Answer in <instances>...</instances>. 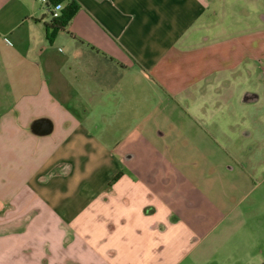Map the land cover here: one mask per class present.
I'll list each match as a JSON object with an SVG mask.
<instances>
[{
	"label": "crops",
	"instance_id": "obj_1",
	"mask_svg": "<svg viewBox=\"0 0 264 264\" xmlns=\"http://www.w3.org/2000/svg\"><path fill=\"white\" fill-rule=\"evenodd\" d=\"M76 2L53 32L44 3L0 0V264H196L223 220L239 231L264 209V29L247 30L239 0ZM164 95L202 114L214 96L241 119L189 118L179 136L190 155L201 144L184 168L204 196L194 223L176 214L173 163L129 168Z\"/></svg>",
	"mask_w": 264,
	"mask_h": 264
},
{
	"label": "rangeland",
	"instance_id": "obj_2",
	"mask_svg": "<svg viewBox=\"0 0 264 264\" xmlns=\"http://www.w3.org/2000/svg\"><path fill=\"white\" fill-rule=\"evenodd\" d=\"M241 1L239 0V3L243 5V19L245 20L243 23L246 25L247 30L250 31L255 26L264 29V0ZM254 48L255 46L251 49L254 50ZM262 52H264V49H262ZM153 93L151 91L147 95V103H149V105H154L155 102L159 103V101L154 99L152 95ZM161 99V104L157 105V110L154 111L153 114L147 115L144 140L142 139L130 144V148L136 149L137 156L132 159V163L129 168L131 170H137L140 174L146 173L149 175V169L151 170V168L144 167L147 160L149 162V159H154L156 164L157 162H165L166 164L169 163V161L170 163H173V166L176 167V169L171 170L175 190L174 197L180 200L179 203H177L178 212L176 214L182 220L185 219V221H193L192 223H194L195 219L190 218L192 220L191 221L185 211L190 208L191 202H193V205L196 206L198 205L199 200L201 198L203 199L204 196L201 194L202 188L199 187L198 184L193 186V184L189 183L187 172L184 168L186 167L187 169L189 168L188 166L199 167L200 164L203 163V156L200 154L201 144L199 141V150H196V153H192L190 155V152H188L187 149L182 148L184 142L183 138L180 140L179 136L182 135L183 137L186 133L190 134V132H193V129H190L191 122L189 118H201V121H204L202 118L221 120L229 119L237 121H241V119L239 114L238 116L231 114L227 119L225 116L226 114L224 113L225 111L220 109V104L214 100V96L213 99L209 100L204 111L205 114H202L198 109H196V111L193 110L191 107V100L188 101L183 98L179 99L180 104L178 106L175 102V100L178 99L165 95L162 96ZM237 110L240 112L241 108H238ZM205 126L207 125L205 124ZM215 126L217 127V124L210 127L213 128ZM159 131H162L163 135H159ZM211 132L212 136L221 141L218 131ZM130 148L128 147L126 149H128L127 151L129 153H132L133 150ZM126 155L127 154H125V156ZM209 159H213V162H215L219 160V157H209ZM241 160H243L245 164L249 162L248 165H251L252 161L248 160V156L242 158ZM133 164H135V166ZM255 164H259V161L255 162ZM217 192L220 191L218 190ZM217 192L215 193V191H213L210 194L211 199L215 202L219 200ZM246 193L240 191L237 195H232L238 201ZM258 193L259 191H253L252 194L249 192L243 199L242 207L246 204L252 203L253 198ZM259 210L262 212L253 215V217L249 215L246 226L239 231L237 229L240 226L235 224V216L223 220L222 226L219 228H221V230L224 227L227 228L223 234L226 238L224 240H219V244H213V250H208L207 243H209V241L207 242L205 240L203 243L204 250L200 253L202 259H200L196 264H264V209L259 207ZM197 221L199 220H196V222ZM244 224L245 223L241 226H244ZM205 238H207V233Z\"/></svg>",
	"mask_w": 264,
	"mask_h": 264
},
{
	"label": "trees",
	"instance_id": "obj_3",
	"mask_svg": "<svg viewBox=\"0 0 264 264\" xmlns=\"http://www.w3.org/2000/svg\"><path fill=\"white\" fill-rule=\"evenodd\" d=\"M52 2H66L65 8L62 9V14L58 18H55L51 21V28L53 29V32L57 31L58 29H63L66 25L69 24L71 18L73 15L77 12V10L80 8V5L76 2V0H51ZM117 177V175H116ZM115 177V178H116Z\"/></svg>",
	"mask_w": 264,
	"mask_h": 264
},
{
	"label": "built area",
	"instance_id": "obj_4",
	"mask_svg": "<svg viewBox=\"0 0 264 264\" xmlns=\"http://www.w3.org/2000/svg\"><path fill=\"white\" fill-rule=\"evenodd\" d=\"M42 3H44V5H46L48 7V13L51 17V20L58 18L59 16H61L62 14V9L65 8V3L64 2H52L51 0H38ZM6 40H8V38H5Z\"/></svg>",
	"mask_w": 264,
	"mask_h": 264
},
{
	"label": "water",
	"instance_id": "obj_5",
	"mask_svg": "<svg viewBox=\"0 0 264 264\" xmlns=\"http://www.w3.org/2000/svg\"><path fill=\"white\" fill-rule=\"evenodd\" d=\"M52 122L48 119H38L33 127L35 131L39 132L40 134L49 133L52 128Z\"/></svg>",
	"mask_w": 264,
	"mask_h": 264
}]
</instances>
